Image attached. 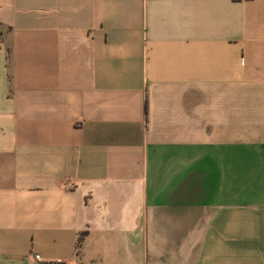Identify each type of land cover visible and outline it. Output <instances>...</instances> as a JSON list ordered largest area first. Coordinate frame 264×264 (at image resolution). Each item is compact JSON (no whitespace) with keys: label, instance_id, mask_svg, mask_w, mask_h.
Masks as SVG:
<instances>
[{"label":"crops","instance_id":"crops-1","mask_svg":"<svg viewBox=\"0 0 264 264\" xmlns=\"http://www.w3.org/2000/svg\"><path fill=\"white\" fill-rule=\"evenodd\" d=\"M0 264H264V0H0Z\"/></svg>","mask_w":264,"mask_h":264}]
</instances>
